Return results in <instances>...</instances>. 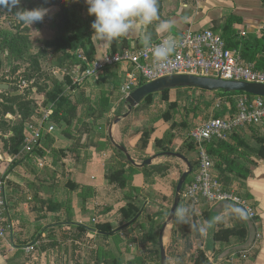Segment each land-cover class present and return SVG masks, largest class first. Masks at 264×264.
<instances>
[{
    "label": "rangeland",
    "instance_id": "obj_1",
    "mask_svg": "<svg viewBox=\"0 0 264 264\" xmlns=\"http://www.w3.org/2000/svg\"><path fill=\"white\" fill-rule=\"evenodd\" d=\"M51 1L53 0L20 1L18 7L26 9L25 7H29L33 3L41 7V5ZM82 2L87 6L85 0H82ZM47 9L49 10L48 14L42 22L30 25L17 20L16 8L15 10H5L0 7V85H10V90L7 92H20L17 96H21L18 102L19 106L14 107L15 115L9 113L5 118L0 115V138L11 136V129L22 120L24 110L20 109V105H27V108L34 112L31 118V124L33 125L37 123L43 113L51 110L52 104L46 99L47 93L53 90L57 81L63 82L68 75H71L73 81V78L78 76L76 66L79 65L80 54L86 55L84 49L80 48L76 51V60H68L64 67L58 66V56H54L53 50L47 48L46 45L52 42L56 36L54 22L59 8L55 5ZM77 44L75 43V45ZM93 79H96V77ZM23 80L28 82V88L22 87ZM83 83L71 97L79 105V112L82 116L86 113L87 105H90L91 101L95 104L99 95L102 96V92H98L94 82L91 84L90 81H87L88 84L86 85ZM119 90L113 91L111 94V98L116 100L113 109L107 115L114 112H121L122 115L127 111ZM106 91L108 93L110 88ZM0 92L2 91L0 90ZM81 92H84L86 96L84 102L80 101ZM206 96V94L198 91H191L190 93L173 91L170 94V101L176 102L178 107L173 110L174 119L168 123L161 120L162 115L168 110V104L162 101L159 95L153 98L151 104L137 106L130 115L132 117V127L128 142V149L134 160L137 163H142L144 157L149 159L164 151L166 152L168 148H173L174 152H184L189 160L197 162V149H190L189 131L205 121V116L211 115L214 111L212 108L206 109ZM236 100L234 98V101ZM0 103H2L1 98ZM120 105L123 106L120 107ZM219 105L218 102L216 109ZM2 111L3 108L0 112ZM3 121H6L8 127L2 125ZM174 121L184 122L187 128L183 131H171L170 126ZM111 123L106 125V118L97 122L94 118H87V120L80 121L79 124L75 123V126L73 125L71 129L65 127L57 129L55 127L53 133L56 132V136L59 138L57 147L67 145L68 148L79 155L80 159L73 158V163L76 164L74 169L79 167L82 170L79 171L78 175L79 182L85 185L82 189V195L86 201L87 220L85 223L93 226L98 223H110L116 230L115 235L106 238L96 232L87 233L83 246L79 247V252H76L78 250L76 246H72L70 242L65 241L58 243L55 247H47L46 251L41 247L44 243L38 244V248L32 252L36 259L32 257V254L24 255L22 259L30 260L32 264H112L114 259H118L121 264H126L130 260L135 261L137 264H161L157 256L149 254L154 247L150 243L142 242V237L148 232L149 225L142 223L140 218L141 216L153 217L159 211L171 210L175 199V196L172 195L173 187L178 184L182 174L188 170L187 166L178 158L161 156L154 160L153 165L160 163L168 165L169 170L167 176H165L166 178H159L152 185L145 186L144 183H141L134 189L121 190L116 188L109 183L108 175L123 161L115 152L112 156L108 154V151L113 150L107 137ZM86 127L89 128V133L85 132ZM116 127L113 128V131ZM70 131L71 135L69 134ZM143 131L150 132L149 146L143 144L145 139L141 135ZM67 134L70 137H66ZM157 138L164 139L162 148L155 146L154 140ZM0 145L3 146L1 141ZM6 154L2 149L0 150V173L4 169L8 170L10 168V164L5 162ZM94 154L99 155V160L96 162L99 166L94 162L96 165L91 167L88 164L92 163ZM63 165L65 164H59V171L56 174L62 175L65 183L67 176L61 174L60 171ZM46 168L49 170V166H46ZM140 176L143 177L142 174ZM131 183L135 185L133 179ZM98 184L102 186L100 192H97V188L92 186ZM230 190L234 193L238 192L235 186L231 187ZM128 197L135 198L129 200ZM130 201L138 208V211L140 210V214L137 216L138 219L131 223L125 221L120 212V209ZM205 207H211V204L203 198L197 201L185 199L182 208L187 210V214L184 217L185 222L177 225L176 241L172 242L173 222L167 227L170 230L167 241L164 234L166 264H193L200 248L206 252L211 261H217L218 257L214 253L215 244L209 237L210 227L204 233L198 231L199 227L206 226L199 217V212ZM167 218L164 220L163 225ZM217 219L218 217L213 219L211 217L209 220L214 224V231ZM128 223L130 224L122 228ZM8 237L11 238V229L8 230L6 238ZM56 239L63 240L64 237L57 233ZM83 256L85 259L81 263L79 257Z\"/></svg>",
    "mask_w": 264,
    "mask_h": 264
},
{
    "label": "trees",
    "instance_id": "obj_2",
    "mask_svg": "<svg viewBox=\"0 0 264 264\" xmlns=\"http://www.w3.org/2000/svg\"><path fill=\"white\" fill-rule=\"evenodd\" d=\"M26 2L27 0H20ZM162 4V2H161ZM58 6L59 11L56 15V20L54 22V29L56 30V36L54 40L48 43L46 46L47 48H51L53 51L54 56H58V66L64 67L68 60H76V51L80 48H83L86 56L90 59L95 55V35H93V30L91 28V24L93 23L95 17L88 15V7L84 5L82 0H53L48 2L47 4L41 5L43 8H49L51 6ZM162 6V5H161ZM0 7L5 10H15L11 6L10 0H0ZM26 9H34L39 8L36 3L31 4L29 7H25ZM154 25H149V33H150V42L154 43L158 40H154L152 36V30ZM215 33H218L222 36L226 43V47L228 49H235L238 50L241 54V58L246 63H253L255 64L257 70H264V29L254 37L249 38H241L235 39L231 37L232 30L229 26L225 25L223 30L219 32L216 28H210ZM235 39V40H234ZM117 41V49L119 52L125 49H132V43L130 40H127L126 35L119 37L116 39ZM75 43H78L75 45ZM136 46L142 47L143 44H140L138 41L135 43ZM80 63V62H79ZM120 66H115L111 68H106L103 72L96 76V84L98 87L99 92H102V96L99 95L97 102L94 104L92 101L90 105H87L86 113L82 116L79 112V105L75 103L71 97L73 96L76 90L78 91L81 84H75L71 79V75L65 77L63 82L57 81L54 85L53 90H51L46 95V99L50 104H52V114L49 117V123L53 124L58 129L65 127L71 129L73 125L79 124V122L84 121L87 118H94V120L100 121L103 118H106V125H109L115 116L121 115V112H114L112 118L105 117L111 110L113 109V105L115 100L111 98V94L114 90H118L122 84L121 80L118 78V71ZM110 84L112 87V91L105 90V85ZM145 84V82L140 83V86ZM191 92V91H198L200 93L206 94L207 99L206 101V109L212 108L214 109L211 115H206L205 119L208 120L210 118H225V117H232L236 113V102L234 101V97L244 94V93H224L223 91L218 92H207L205 90H198V89H184V88H177L172 90H165L162 93L153 94L144 99L141 104H151L153 102V98L159 95L162 101L168 104V110L164 113L161 117V120L168 123L174 119L173 110H175L178 105L176 102L170 101V94L173 92ZM13 92L9 93L7 91L0 92V98L2 99V103H0V110L3 108V111L0 112V115L5 118L7 114L15 115L16 111L14 107L16 105L19 106V100L21 96H13ZM81 98L80 101L84 102L86 100V96L84 92L80 93ZM251 96V95H249ZM220 103L218 109L216 106ZM125 101H123V105ZM140 104V105H141ZM10 105V106H8ZM123 105H120L123 106ZM20 109L24 110L22 112V120L19 121L12 129V135L9 137H1L0 141L3 143V146L0 145V150L2 149L5 153H7L10 158H15L13 161V165L17 163L18 156H22L21 150L22 146L26 137L27 132V125L31 123V118L34 115L33 111H30L27 108V105H20ZM132 117L130 116L126 120L120 122L117 127L118 133V143L128 149V142L129 137L131 134V123ZM5 120V119H4ZM85 124V123H84ZM2 125L4 127H8L6 121H3ZM87 125V124H85ZM64 128V130H65ZM75 128V127H74ZM87 128V127H86ZM187 126L182 121H174L171 126L170 130H179L183 131L186 129ZM194 128V127H193ZM192 128V129H193ZM191 129V130H192ZM63 130V131H64ZM190 130V131H191ZM189 131V133H190ZM238 131V130H237ZM237 131L232 133L226 141H218L214 140L208 145L209 154L211 155L213 161V168L214 173L217 176L218 180L225 186L228 191H231V187L235 186L237 188L236 196L247 199L249 198L248 195L243 194L241 189L243 188V182L247 179L248 175L250 174L251 166L256 165V162L249 159L251 162L250 165L244 166L242 163V157L246 156H254L257 160L264 159V140H260V147L258 149H253L246 143L245 141H240L237 136ZM85 132L89 133V128L85 129ZM153 132V131H152ZM71 131L69 132V134ZM73 133V132H72ZM65 135L66 137H70V135ZM142 137H144L143 144L149 146V137L150 132L143 131ZM108 137V135H107ZM234 138V143L232 144L229 139ZM175 138V137H173ZM109 140V138H108ZM155 146L157 148H162L164 144V139H155ZM238 141V142H237ZM53 138L50 135L44 134L42 140L40 142L41 145L36 147L34 153H38L39 156H44L47 150H50L53 144ZM190 149H197L195 143L190 141ZM109 145L115 152V154L120 157L123 161L118 164L117 167L108 175V181L111 185L115 186L121 190H128L130 188H137V186L132 185V179L138 174H142L144 177V185H152L155 183L157 179H163L167 176V171L169 170V166L160 163L158 165H152L149 167L144 168H136L131 165L126 159V157L118 151L109 140ZM169 146V145H168ZM46 149V150H45ZM238 149H243L244 151H240ZM52 150V149H51ZM129 151V149H128ZM53 153L59 154L58 151L52 150ZM69 152V153H68ZM68 152L64 151L63 154L66 157L79 159V155L76 154L71 148H68ZM130 152V151H129ZM165 152V151H164ZM166 152H174L173 148L166 149ZM33 153V154H34ZM176 153V152H175ZM182 155H186L184 152H179ZM131 154V153H130ZM24 156V155H23ZM186 157V156H185ZM134 159V158H133ZM148 157L142 158V161L147 160ZM191 165L193 167V173L196 171L198 166V161L191 160ZM249 162V163H250ZM161 176H160V174ZM192 173V174H193ZM137 174V175H136ZM159 175V176H158ZM129 177L130 180H129ZM191 182V176L187 179L185 186L183 187V193L185 192L186 185ZM70 186L74 187V184H70ZM177 184L173 187L172 195L175 196ZM84 189V188H83ZM83 194V193H82ZM129 200H132L135 197H128ZM185 198L182 196V200L180 203L179 208H182L184 204ZM84 204L86 205V201L84 199ZM212 207H205L202 211L199 212V217L205 223V221H209L211 216ZM121 215L123 219L127 222H134L138 219V214H140V210L135 207L132 202L130 201L125 207L120 209ZM170 211H159L155 216H141L142 223H147L149 225L148 232L143 235L142 242L143 243H150L154 249L150 251V255L157 256L161 263V253L159 249V232L163 228L164 220L169 216ZM237 221L233 222L232 227H227L226 222L224 219H217L216 226H215V252L217 257L229 247L235 246L236 244H243L246 242L248 238V229L243 217L237 213L236 211L233 212ZM254 222L256 220H253ZM127 225V224H126ZM178 222L177 218L175 217L172 225V242L176 241V228ZM125 226V225H124ZM72 234L76 235V238L81 239L85 238L87 233H98L103 237L113 236L115 235L114 228L110 223H98L96 225L92 224H85V225H78L75 224L73 226ZM72 234L70 235H63L65 240H70L72 238ZM2 239H0L1 241ZM235 241V243H234ZM238 241V243H237ZM53 247L56 244H52ZM45 250V249H44ZM147 250V249H146ZM241 253L235 254L236 256L240 255ZM233 255L227 257L222 262H218L216 260L211 261L206 252L203 249H198V256L193 261V264H231L229 261ZM97 264V263H96ZM112 264H121L118 259H114ZM126 264H137L135 261L130 260ZM245 264V263H244Z\"/></svg>",
    "mask_w": 264,
    "mask_h": 264
},
{
    "label": "crops",
    "instance_id": "obj_3",
    "mask_svg": "<svg viewBox=\"0 0 264 264\" xmlns=\"http://www.w3.org/2000/svg\"><path fill=\"white\" fill-rule=\"evenodd\" d=\"M157 6L159 20L152 23L154 27L151 37L158 41L163 38H177L188 29L216 28L221 32L227 25L232 30L231 37L237 40L257 36L264 29V0H157ZM160 21L172 23V27L167 33L162 34L157 31ZM149 30V25H146L142 31H133L126 35L127 40H130L134 47L137 41L143 45L148 44L145 43V37H150ZM95 50L93 59L102 57L104 53L119 52L116 39L111 42H101L95 39ZM129 70L130 68L120 66L118 71V78L122 82L119 88L123 97L122 101H125L122 88L127 80ZM91 80L92 78L87 81L96 84V79ZM87 81L83 84H88ZM95 87L98 89L97 84ZM109 88L112 91L110 84H106L105 90ZM113 115L114 113L106 117L112 118ZM113 132L115 140L118 141L119 136L116 128ZM46 134L53 138L51 149L58 151L59 154L53 153L50 149L43 157L38 153L24 155L14 165L9 162L11 158L6 154L5 162L10 164H8L10 168L7 170L8 179L6 182V219L11 228V238L8 237L0 241V264H32V261L22 259L24 255L32 254V252L26 251L25 248L28 246H34L36 250L38 244L44 243L41 247L46 251L47 247L52 244L58 245L65 241L76 246L78 249L76 252H79V247L84 244V238L78 239L76 235L72 234L75 224L85 225L87 220L82 195L85 185L79 182L78 175L82 170L79 167L74 169L76 164L73 163V158L61 154L64 151L68 152V147L67 145L57 147L59 138L56 136V132ZM237 136L240 141H245L253 149H258L259 141L264 140V124L240 129L237 131ZM229 141L236 145L233 137ZM238 150L244 151L243 149ZM113 152V150L108 151L109 156L114 155ZM93 156L92 163L88 164L91 167L98 165L96 162L99 160L98 154ZM240 159L243 160L244 166L251 164L249 159L256 162V165L251 166V172L243 182L244 186L241 192L249 196L248 201L257 213L254 222L257 237L251 249L239 252L241 253L239 256L234 254L229 262L231 264H264V159L257 160L251 155ZM59 164H65L61 166L60 170L61 174L67 176L65 183L62 175L56 174L59 171ZM46 166H49V170ZM194 173L191 175V181L194 178ZM71 183L74 184V187L70 186ZM141 183H144V178L140 175L135 176V186H139ZM92 186L97 188V192L102 189L99 184ZM233 212L226 211L218 216V219H224L227 227H232L233 222L237 221ZM57 233L61 236L72 234V238L70 240L56 239ZM236 245L239 244L235 243ZM32 255L36 259L35 255ZM84 259V256L79 257L81 263Z\"/></svg>",
    "mask_w": 264,
    "mask_h": 264
},
{
    "label": "built area",
    "instance_id": "obj_4",
    "mask_svg": "<svg viewBox=\"0 0 264 264\" xmlns=\"http://www.w3.org/2000/svg\"><path fill=\"white\" fill-rule=\"evenodd\" d=\"M163 38L142 47L135 46L121 52L105 54L98 59H90L80 54V63L76 66L78 76L73 78L75 84L96 77L106 68L122 66L130 68L127 80L122 88L124 99L130 95L140 83H149L157 79L181 74H192L222 80L246 81L264 84V70H257L255 64L246 63L238 50L228 49L222 36L211 29L184 31L179 37L171 39L175 42V51L166 62L155 63L152 48L160 44ZM170 39V38H167ZM23 80L22 87L28 88ZM236 113L232 117L210 118L194 127L190 133V141L195 143L198 152V166L193 180L186 185L183 197L190 200L205 199L214 207L221 201L229 200L243 207L251 220L257 218L253 205L247 200L228 191L214 173L213 161L208 145L214 140L226 141L237 130L256 127L264 124V98L241 94L236 97ZM52 110L42 114L35 125L28 124L26 137L20 155H30L40 145L46 133H53L55 126L49 123ZM49 125L46 126L45 124ZM21 156H18V158ZM15 158L9 160L13 163ZM7 170L0 173V239H5L11 229L6 219V182ZM29 253L34 246L25 248Z\"/></svg>",
    "mask_w": 264,
    "mask_h": 264
},
{
    "label": "water",
    "instance_id": "obj_5",
    "mask_svg": "<svg viewBox=\"0 0 264 264\" xmlns=\"http://www.w3.org/2000/svg\"><path fill=\"white\" fill-rule=\"evenodd\" d=\"M177 88L198 89V90H205L207 92L223 91L224 93H244V94H248L251 96H259V97L264 98V84L250 83L246 81L222 80L220 78L204 77V76H197V75H192V74L170 75V76H166V77L157 79L149 83H145L139 86L138 88H136L133 92L130 93V95L125 100V104L127 107L126 113L115 116L113 118L112 123L108 128V138L111 144L113 145V147H115L118 151H120L126 157L127 161L131 163L132 166L136 168L149 167L153 165L154 160L156 158L164 156L168 158H178L182 160L186 164L187 169H188L186 172L182 174L180 180L178 181L176 191H175V199H174L173 206L159 234V249L161 253V264H166V261H167V255H166V250L164 246V234H165L167 227L170 224H172V222L174 221L176 217L174 213H176V210L180 206L182 196H183V187L185 186L188 177L192 175L193 167L191 165L190 160L187 157H185L184 155L180 153H175V152H163V153L157 154L143 161L142 163H137L131 156L128 149L120 145L115 140L114 135H113V128L117 126L120 122L129 118L133 110L137 106H139L146 97L153 95V94L162 93L165 90H172V89H177ZM0 90L9 91L10 85H5V84L0 85ZM19 94L20 92L12 93L13 96H16ZM226 211H236L237 213H239L245 220L249 234H248V239L246 240L245 243L241 245H236V246H233V247H230L224 250L218 256L217 258L218 261H223L231 255L251 249L257 237V230L255 227L254 221L250 219L246 210L235 202L224 200L216 204L214 207H212V210H211L212 219L220 216L222 213ZM130 223H128L127 225H129ZM127 225L123 226L122 228L126 227ZM209 237L214 243L215 235H214V224L213 223H212V226L210 227Z\"/></svg>",
    "mask_w": 264,
    "mask_h": 264
},
{
    "label": "clouds",
    "instance_id": "obj_6",
    "mask_svg": "<svg viewBox=\"0 0 264 264\" xmlns=\"http://www.w3.org/2000/svg\"><path fill=\"white\" fill-rule=\"evenodd\" d=\"M11 6L16 8V18L25 24L33 25L42 22L48 14V9L39 7L34 9H22L20 0H10ZM88 6V15L95 19L91 24L93 35L98 41L111 42L133 31L140 32L146 25L159 20L157 0H85ZM172 27L170 21H160L157 31L167 33ZM150 42V37H145V43ZM176 44L171 39H164L160 44L152 48V57L155 63H163L168 60L175 51ZM187 210L178 208L174 215L178 223L185 222ZM206 226H201L198 231L206 232L212 226V221H205Z\"/></svg>",
    "mask_w": 264,
    "mask_h": 264
},
{
    "label": "bare ground",
    "instance_id": "obj_7",
    "mask_svg": "<svg viewBox=\"0 0 264 264\" xmlns=\"http://www.w3.org/2000/svg\"><path fill=\"white\" fill-rule=\"evenodd\" d=\"M169 233H170V230L167 229L166 232H165V240L166 241L169 239Z\"/></svg>",
    "mask_w": 264,
    "mask_h": 264
}]
</instances>
